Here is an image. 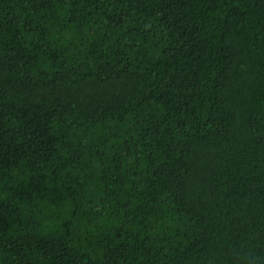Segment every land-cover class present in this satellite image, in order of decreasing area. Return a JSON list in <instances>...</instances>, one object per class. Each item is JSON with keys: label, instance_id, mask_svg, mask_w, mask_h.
<instances>
[{"label": "trees", "instance_id": "16d2710c", "mask_svg": "<svg viewBox=\"0 0 264 264\" xmlns=\"http://www.w3.org/2000/svg\"><path fill=\"white\" fill-rule=\"evenodd\" d=\"M0 264H264V0H0Z\"/></svg>", "mask_w": 264, "mask_h": 264}]
</instances>
